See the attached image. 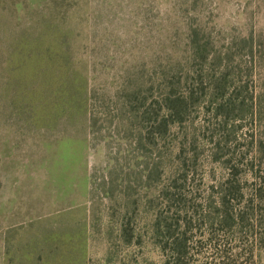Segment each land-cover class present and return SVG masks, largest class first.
<instances>
[{"label": "rangeland", "instance_id": "obj_1", "mask_svg": "<svg viewBox=\"0 0 264 264\" xmlns=\"http://www.w3.org/2000/svg\"><path fill=\"white\" fill-rule=\"evenodd\" d=\"M248 35L262 58L252 70L235 57L227 95L249 108L254 98L256 117L248 111L242 127L225 129L208 111V82L183 124L156 132L166 96L213 71L190 39L211 40L214 52ZM220 134L231 137L221 155L244 158L238 206L255 209L241 236L262 238L238 264H264V195L255 191L264 194V161L253 162L258 148L264 156V0H0V264H162L151 223L165 204L160 179L145 172L159 164L168 186L185 161L181 191L203 202L224 173L212 154ZM209 234L187 235L195 264ZM219 237L223 247L228 236Z\"/></svg>", "mask_w": 264, "mask_h": 264}, {"label": "trees", "instance_id": "obj_2", "mask_svg": "<svg viewBox=\"0 0 264 264\" xmlns=\"http://www.w3.org/2000/svg\"><path fill=\"white\" fill-rule=\"evenodd\" d=\"M257 43L259 44L254 36H240L226 42L223 48L210 52L215 47H212L211 40L191 38L190 44L194 49L193 56L201 58L203 61H214L212 64L213 71L210 74L198 70V75L193 78L192 85L194 87L187 88V94L177 92V95H173L176 94V92H173L166 96L167 110L163 118L159 117L155 120V131L157 130L156 132L161 135H166L170 131L171 124H183L187 119L189 103L199 100L198 90L207 85L208 82L212 83L209 96L211 107L208 108V111H213L214 117L221 119L220 123L224 125V128L226 127L225 129H228V125H231L229 122L234 124L237 121L240 123L238 128L242 127V121L247 116L243 113L248 111H250L254 119L256 116H253V114L257 113L253 110L256 105L255 99H252V108H249L246 106L244 99L239 100L236 96L227 95V90L229 89L232 73H236L233 66L235 57L240 61L243 55L247 56L249 58L248 66L252 70L260 62L262 51L259 46L261 44L258 46ZM216 71L220 74H217ZM240 81L246 82L243 79ZM261 101L262 97L260 95L257 102L260 108ZM225 109H227L228 113L225 112ZM232 111H238V116L231 118L229 115H231L230 112ZM222 137V134H220L215 144V151L212 154L221 165L224 173L220 181L206 189L207 195L203 202L192 200L188 202V199L181 191L179 181H188L190 172L185 161L182 162L181 160L177 165L173 166L171 172L172 181L168 186L160 183L162 182L163 171L160 169L159 164L155 165L154 170H151L152 172H145L149 180L158 181L160 179L157 186L161 185V188L157 197L158 199L162 197L165 204V210L155 212L151 223V237L155 246L163 255L162 264H195L192 256H190L192 245H189V243L192 237L190 238L187 235L197 231L203 235L207 232L210 233V237L201 242L199 246L201 249L198 250L200 255L207 254L203 257V264H238L239 261L242 260L243 262L248 260L249 257L253 259L258 254V249H262V238L258 239L253 234L254 244H249L241 236L244 231L252 227L249 222V216L255 215V209L252 208L248 212L244 210L245 208L238 206V203H242L244 199V192L242 191L238 173V167L244 158H236L234 153L228 154V152L221 155V150H224V147L231 140V137L224 139ZM260 149L258 148V151L254 152L253 162L257 161L261 165L262 161H264V156L261 154ZM92 181L96 183L93 178ZM146 183L150 184L148 181ZM255 191L260 198L264 195L262 194V189L256 188ZM155 202L157 203V201ZM124 233L126 236L125 241L131 243L133 236L130 235L127 229H125ZM230 235L235 236L236 244L233 247L230 245ZM219 236H228L227 242L226 244L224 243L223 247V239ZM138 243H141V241L138 240ZM209 248L212 250L207 251Z\"/></svg>", "mask_w": 264, "mask_h": 264}]
</instances>
